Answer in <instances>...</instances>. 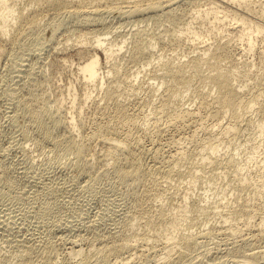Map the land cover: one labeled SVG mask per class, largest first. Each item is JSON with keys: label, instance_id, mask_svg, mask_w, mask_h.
<instances>
[{"label": "bare ground", "instance_id": "bare-ground-1", "mask_svg": "<svg viewBox=\"0 0 264 264\" xmlns=\"http://www.w3.org/2000/svg\"><path fill=\"white\" fill-rule=\"evenodd\" d=\"M196 1L202 0H0V66L9 61L10 80L22 81L20 87L16 81L3 82L2 94L10 100L6 110L9 121L21 118L19 130L26 140L60 151L57 154L62 162L76 168L75 177L81 183L86 179V189L111 180L113 185L126 187L136 200L125 228L108 232L112 235L107 239L98 237L91 248L76 243V234L71 244L66 243L69 254L61 253L64 257L58 261L57 249L44 242L47 239L37 246L25 236H12L15 219L1 215L0 241L19 245L16 259L21 264H147L153 254L160 259L155 258L154 264H198L200 256L213 252L207 240L217 235H224V239L212 241L215 250L225 249L233 256V264H264V200L258 206L255 202L257 209L252 211L244 205L236 207L235 212L244 219L251 212L262 213L253 222H243L245 227L240 230L244 232H237L234 225L230 230L222 225L216 230H195L191 227L197 224L198 215L191 213L184 215L190 224L176 228L162 245L148 242L150 232L158 233L156 224L171 217L178 219V213L174 216L169 211L171 207L200 211L222 205L223 199H212L203 194L205 191L197 196L178 193L180 185L194 186L200 181V171L206 168L212 173L233 174L236 195L242 190L248 191L244 198L264 195V169L262 175L249 172L251 162L264 166V147H259L264 145V49L257 52L258 68H251L254 59L239 56L254 50L264 28V0H204L193 11H178L183 4ZM109 16L127 20L132 25L125 28L128 35L122 28H114V22L109 25ZM198 17L209 19V30H216L215 43L199 45L207 40L194 29ZM147 20L151 24L140 23ZM230 20L233 24L226 27ZM61 31L68 32L61 37L62 48L74 46L81 54L76 78L101 91L95 99L93 89L85 87L76 106L77 92L68 90L70 105L65 110L58 99L64 114L40 81L44 71L42 62L38 63L43 60L41 52L54 45ZM182 38L187 39L184 43L192 54L164 55L155 50L157 44ZM210 46L213 48L208 51ZM99 52L105 58V68ZM256 74L262 78L253 77ZM88 99L94 106L84 118L80 104ZM77 126L82 129L80 134L75 131ZM146 139L149 142L145 144ZM250 139L253 142L249 143ZM24 145L18 147L24 150ZM95 145H100L99 149H93ZM0 173L5 179L2 169ZM175 193L179 200L173 203ZM41 210L49 215L54 212L51 229L72 226L58 218L51 207L42 205ZM122 212L126 215L121 211L119 217ZM131 218H144L140 224L149 229L137 232ZM1 257L3 264H9L6 255Z\"/></svg>", "mask_w": 264, "mask_h": 264}, {"label": "rangeland", "instance_id": "rangeland-1", "mask_svg": "<svg viewBox=\"0 0 264 264\" xmlns=\"http://www.w3.org/2000/svg\"><path fill=\"white\" fill-rule=\"evenodd\" d=\"M202 1L204 2V0ZM202 1L183 4L178 11H193L196 8L201 7ZM251 5L253 6V8H255L254 3L251 2ZM108 18V24L110 22L112 26V22H114L113 25H118V28L115 25L114 28L118 30L122 28L121 31L125 32L126 34L129 30V27L131 28L132 26L127 20H123L124 23L127 21L126 24H123L119 23L120 20L118 19L114 18L113 20L111 16H109ZM116 21L118 22L117 24ZM123 21L121 20L120 22ZM146 22L149 23L148 20L140 23L144 24ZM119 24L121 25V27ZM128 24H130V26ZM149 24H151V21ZM230 24H233L232 20L227 21L225 26L227 27ZM126 26L128 30L125 29ZM193 26L194 29L199 32V37L207 40L201 42L199 45L208 42L215 43L216 38L214 39L213 36L216 30H209V19L198 17L194 20ZM169 27H172L173 30L175 29L170 23ZM218 30L220 31V28ZM61 32L57 34L56 38H58V40L56 39L53 42L55 46L52 44L48 49L41 52V57L39 58H43V60L40 59L38 63L40 64V62H42L41 64L43 66L44 75L42 78H40V81L44 84L48 96L53 101H55V104L57 106H59L58 99H61L62 105L64 106L65 110V108L70 105V95L68 94V90L71 92L75 90L77 92L75 97L76 106H78L79 104V96L82 94V90L85 87L87 88V90L91 88L93 89L92 96L95 97V99H99V97L101 96V91L95 90L93 87L90 86V84H81L79 78H76V66L77 63L80 61L79 57L81 54H79L80 52L78 51V48L74 46H68L64 49L62 48L64 38L62 42L61 37L67 36L68 32ZM176 33L178 34V32ZM187 34L190 35V33ZM259 34L260 35L258 36V40L255 43L254 50L242 52L241 54H239V56L241 55L244 59H254V65L253 67H251L252 69L259 67V57L257 55V52L262 51V49H264V28H262V31ZM183 36L185 35L183 34ZM185 41H187V39L182 38V41H176L171 44H157L155 50L158 51L157 53H163L164 55L192 54L193 51L191 50V48L188 47L186 43H184ZM237 41L240 45V40ZM56 46L59 47V51L57 50ZM60 47L62 49H60ZM212 48L213 47L210 46L208 51H211ZM9 52H11L10 49ZM99 55L101 57L100 63L103 66V64L105 65V58L103 56V53L99 52ZM225 61H223L222 63H225ZM103 68L105 67L103 66ZM11 69L12 66L10 65L9 61L5 60L4 62H2L0 66V169L3 170L2 176H4L5 179H2L0 177V216L2 215L1 217H3V215L6 214V217H12V219H15V224L17 226L12 225L13 227L11 226V228H13V231L15 230L18 233L14 231L12 233V236L15 234L19 237L25 236L24 238H27L30 242H33L37 246H42L44 242L49 241L50 246L54 247V249H57V259L55 257V260L58 261V259H62L68 253L69 245L67 244H71V242H73L70 239L75 240V238L77 237L76 243L81 242L83 243H80L82 246L88 244L87 246L91 248L93 244H97L98 239L109 238L112 234L108 232L115 230V228H125L127 225L128 218L132 217L131 214H133L132 212L134 206H136V200L134 199L133 195L127 193L126 187H123L121 185H113L111 180L104 179L95 188L86 189L87 186H84L86 184L85 178H87L88 176H86L84 178L85 180H83V183H81L82 180L80 181L79 178L75 177V175L77 174V171L75 170L76 168H70L69 165L68 167L67 165H65L64 162H62L64 159L61 157L60 154H57L60 153V151H53V149H50L51 146L49 144L44 145L45 147L41 146L42 148H40V146H37L32 140H26L22 132L19 130V126L22 124L23 120L21 118H17L13 121H9V118L7 117L8 113L6 112V110H9L7 104L10 102V100H7V97L2 94L3 88L5 86L3 82H10V84H14L13 82L16 81L15 84L17 86H22L19 84L20 82L22 84L21 80L20 82L15 79L10 80ZM256 76L257 78H262L257 74L253 75V77ZM197 83L198 82H196V84ZM244 88L247 89L248 86H245ZM141 91L140 95H144L145 91L144 93L143 90ZM80 105H82L80 112H82V116L84 118L90 113L94 106L93 100L91 99H88L86 102H83ZM59 107L61 109V113L64 114L62 107ZM81 130L82 129L78 126L75 128V131L78 134H80ZM243 137L245 136H242V138ZM147 140L148 139L145 140V144L149 142ZM251 142H253V140L250 139L249 143ZM22 143L25 144L24 150H21L20 147H18ZM244 146L245 145H241V147ZM99 147L98 145H95L93 146V149H99ZM259 147L263 148L264 145H260ZM246 151L247 148H244L242 152L246 153ZM59 155L61 158L58 157ZM59 160L62 162V164L61 162H59ZM58 163L59 167L57 166ZM63 163L65 165V168L63 167ZM53 164H55L56 166H54ZM251 165H253V167H251ZM263 169L264 166H262L261 164L255 166V163H250L249 172L253 176H256L257 174L262 175ZM215 172L217 173H212L207 168L200 171V181H198L194 186H188L186 184L180 185L178 188V193H183L184 191H187L191 194V196H197L198 194H201L203 193V191H205V193L203 194H206L208 196L211 195L210 198L212 199H223L222 205L218 206L217 209L211 208L200 211L192 210L188 207H171L169 211L171 210V212L174 213V216L178 213V219L174 220V217H171V220L166 219L162 222V224H156L155 226L158 227V233L156 235H152L150 232L148 236L149 243L153 242L157 245L161 243L162 245L163 242L167 241L165 237L171 236L175 232L176 228L189 225V219L186 217L184 218L185 214L195 213L198 215L197 224L192 225L191 227L195 230H216V227L220 225L225 226L230 230L231 227L234 225V229H239L237 230V232L242 231L240 229H244L245 226L243 225V222L246 219H249L253 222L257 219L260 214H262L261 212H251L250 215L254 214L255 216L250 217L249 215L246 219H244L242 215L235 212V209L236 207H238V205H244L251 211L253 209H257L255 206V202H257L258 206L260 201L264 200V195L261 194L260 196L255 195L253 197L244 198V194L248 192L245 190L239 191V193L236 195L234 193L235 176L231 173H226L223 175L217 170ZM75 180L78 182H76ZM87 180H89V177L87 178ZM222 189L223 192H221ZM178 193H175L173 198L171 199L173 203L179 200ZM217 193H219V197H217ZM221 195H225V197ZM110 202H114L115 204H111ZM116 202L119 204H117ZM121 202V206L124 204L123 207L120 206ZM42 205L51 207V211H55V214H57L58 218L60 216L61 220L67 221L66 223H71V227H74H67V229H69L71 232H68V230V234H66L67 229L64 230L65 228L51 229V223L53 222V220L50 216L51 214H54V212H52L50 215L48 212H42ZM117 205L119 206L117 207ZM116 209H119L120 211L117 210V212ZM121 211H125L124 213L126 215H123L122 212L123 216L121 215V217H119L120 214L118 215V213ZM143 220L144 218H136L134 220H132L131 218V221H133V227L137 232H140L143 229H149V226L140 224L141 222H143ZM215 221H217V223H215ZM225 221H227V223H225ZM234 221L236 223H234ZM205 223H207V225H205ZM14 227L17 228V230ZM34 232L36 234H34ZM54 232L55 234H53ZM6 233H11V231ZM28 233L29 236L27 235ZM30 234H32V237L30 236ZM60 234L61 236H58ZM126 234H128V231H126ZM54 236L58 238L55 239L53 238ZM74 236L76 237L72 238ZM59 237H62L60 238V241ZM36 238H40L39 240L37 239L39 242L36 240ZM68 238L70 242L68 241ZM44 239L47 240L44 241ZM222 239H224V235H217L214 236L213 239L207 240V246H210L211 250H213V252H216H211L209 256L207 254L206 257L200 256L202 258L197 261L198 264H233V261L230 260V258L232 259L233 256H229V253L226 254L225 249H222V252L221 249L219 251L215 250L214 248V243L212 241H221ZM42 240L44 242H42ZM2 242L3 241H0V244H2L0 246V264H3L1 261V256L4 255L7 256L9 264H17L19 261L16 259V253L19 248V245L14 246L12 244V247V245H6V242ZM3 244H5V246ZM8 246H10V248ZM41 246L37 248H40ZM6 248L9 249L6 250ZM197 250L198 249H196L194 252H196ZM61 253H63L64 256ZM212 253L213 257L211 255ZM216 253L218 256L216 255ZM59 256L61 257L58 258ZM157 256L158 255L155 254H153L152 256L150 255L148 259L149 261H147L146 263H156V260H158ZM33 257L35 258L36 256ZM207 257H210L211 259ZM11 259L14 263L10 261ZM73 259L77 260L75 256H73ZM19 264L21 263L19 262ZM89 264L92 263L90 262Z\"/></svg>", "mask_w": 264, "mask_h": 264}]
</instances>
